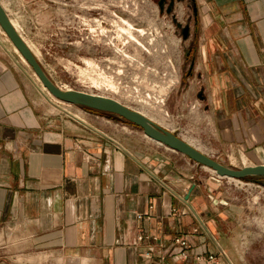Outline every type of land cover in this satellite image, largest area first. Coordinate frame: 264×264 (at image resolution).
Masks as SVG:
<instances>
[{
	"label": "crops",
	"instance_id": "obj_1",
	"mask_svg": "<svg viewBox=\"0 0 264 264\" xmlns=\"http://www.w3.org/2000/svg\"><path fill=\"white\" fill-rule=\"evenodd\" d=\"M195 5L189 77L205 124L220 151L264 164V0ZM0 42V264L5 253L17 264H214L196 260L209 255L259 264L264 210L256 201L254 210L221 181L211 187L200 165L135 125L52 109L30 69ZM181 237L192 246L186 261L173 255Z\"/></svg>",
	"mask_w": 264,
	"mask_h": 264
},
{
	"label": "rangeland",
	"instance_id": "obj_2",
	"mask_svg": "<svg viewBox=\"0 0 264 264\" xmlns=\"http://www.w3.org/2000/svg\"><path fill=\"white\" fill-rule=\"evenodd\" d=\"M159 1L6 0L4 4L21 36L60 87L114 98L142 110L154 116L157 124L188 142L194 141L207 155L227 166L239 169L257 165L251 154L237 149L220 151L214 130L208 122L205 124V103L188 72L190 61L186 52L192 40L185 41L182 37V27L194 25L192 0H175L172 12L167 11L170 0L164 9ZM124 21L131 23L132 28ZM0 35L19 57V64L29 68L36 81L33 69L20 58L1 26ZM36 84L40 88L37 81ZM45 93L44 99L51 100L52 109L63 110ZM57 105L66 107L68 112L72 107L77 114L88 110ZM101 115L130 124L111 114ZM200 167L201 179L210 180L211 187L221 181L241 202L253 205L255 210L256 201L264 210V180L220 178L210 169ZM263 225L264 212L260 217V226ZM254 246L259 248V264H264V235ZM4 256L7 257L4 264H17L11 254Z\"/></svg>",
	"mask_w": 264,
	"mask_h": 264
},
{
	"label": "water",
	"instance_id": "obj_3",
	"mask_svg": "<svg viewBox=\"0 0 264 264\" xmlns=\"http://www.w3.org/2000/svg\"><path fill=\"white\" fill-rule=\"evenodd\" d=\"M0 26L5 31L13 45L26 59L35 74L39 77L44 87L48 89L54 98L68 105H75L93 111L117 116L128 123L141 128L145 135L150 139L187 156L198 165L212 170L220 178L234 180L264 179V164L244 166L239 169L227 166L223 162L203 153L185 139L181 138L178 134L167 130L143 113L119 102L114 98L82 91H75L72 89H63L57 85L47 74L33 50L16 29L1 3ZM181 26L182 25L179 24V27ZM190 31L191 27L189 25L182 27V37L185 41L189 39ZM193 189L194 188L190 191L187 199L190 198Z\"/></svg>",
	"mask_w": 264,
	"mask_h": 264
},
{
	"label": "built area",
	"instance_id": "obj_4",
	"mask_svg": "<svg viewBox=\"0 0 264 264\" xmlns=\"http://www.w3.org/2000/svg\"><path fill=\"white\" fill-rule=\"evenodd\" d=\"M144 240V236H139V241H143ZM174 244L176 245L177 249L179 250L178 253L175 252V249H174V256L178 257L179 259L181 260H188L192 254V246L190 245L189 241L186 239V238H177L175 239L174 241ZM144 256L147 257V258H151L152 257V251L151 250H147L145 253H144ZM209 260V261H212L214 264H222L220 262V260L218 259L217 256L215 255H209L208 258H204V257H201V256H197L196 257V260L198 262H202L204 260Z\"/></svg>",
	"mask_w": 264,
	"mask_h": 264
},
{
	"label": "flooded vegetation",
	"instance_id": "obj_5",
	"mask_svg": "<svg viewBox=\"0 0 264 264\" xmlns=\"http://www.w3.org/2000/svg\"><path fill=\"white\" fill-rule=\"evenodd\" d=\"M180 2H182L183 0H179ZM193 2V22H194V26H195V32L194 34L192 33V29L190 31V37L188 40H192V43L190 45V47L187 49L186 52V59L187 61H190V69L188 70L189 75H192L193 73V65L195 64V55H196V50H197V44H196V38H197V7L195 5V0H192ZM160 6L162 9H164L165 5L167 4V0H160L159 1ZM175 0H170V5L168 6L167 11L172 12L173 11V6H174ZM189 25V24H188ZM191 28L192 26L189 25ZM186 40V41H188Z\"/></svg>",
	"mask_w": 264,
	"mask_h": 264
},
{
	"label": "bare ground",
	"instance_id": "obj_6",
	"mask_svg": "<svg viewBox=\"0 0 264 264\" xmlns=\"http://www.w3.org/2000/svg\"><path fill=\"white\" fill-rule=\"evenodd\" d=\"M125 23H126V25H129L128 27L129 28H132V26H131V23H129V22H126V21H124ZM15 24V23H14ZM15 27H16V29H17V25L15 24ZM123 30V29H122ZM133 30V29H132ZM132 30H131V32H132ZM4 31V30H3ZM124 31H126V30H124ZM127 31H129V30H127ZM126 31V32H127ZM140 32H141V30H140ZM143 32V31H142ZM4 33H5V31H4ZM128 33V32H127ZM6 34V33H5ZM130 34V33H129ZM133 34H131V36H132ZM8 37V36H7ZM9 38V37H8ZM132 38H133V36H132ZM136 38V37H135ZM134 39V38H133ZM10 40V39H9ZM135 40H137V39H135ZM1 44H2V42H0ZM4 43V42H3ZM139 43V42H138ZM28 44V43H27ZM140 44V43H139ZM3 45V44H2ZM14 46V45H13ZM15 47V46H14ZM29 47L31 48V46L29 45ZM32 49V48H31ZM33 50V49H32ZM9 51V50H8ZM11 51V50H10ZM9 51V52H10ZM15 51L16 52H19V50L15 47ZM20 53V52H19ZM36 54V53H35ZM20 58L24 61V62H26L27 64H28V62L26 61V59L22 56V54L20 53ZM28 66H30L29 64H28ZM34 74H35V72H34ZM35 76H36V81H37V83L38 84H40V90L42 91V93H44V94H46L45 93V91L48 93V95H50L51 97H53L52 95H51V93L48 91V89L47 88H45L44 87V85L42 84V82H41V80L39 79V77L35 74ZM114 83V82H113ZM144 84V83H143ZM146 85V84H145ZM111 87V86H110ZM166 88V87H165ZM63 89H70V88H63ZM113 89H115L114 87H113ZM165 92H167V91H165ZM164 93V92H163ZM48 95H46L47 97H48ZM54 98V97H53ZM54 100H55V102L56 103H54V105L55 106H57V107H60V108H62V109H64L68 114L70 113V112H68L65 108H63V107H61V106H59V105H57V103H60V104H62V105H64V104H66V103H64V102H62V101H60V100H58V99H56V98H54ZM139 112H141V113H143L144 115H146L147 117H149L150 119H152L153 121H155L156 122V120L157 119H155V117L154 116H150V115H148L147 113H145V112H143L142 110L141 111H139ZM150 112V111H149ZM79 117V116H78ZM164 124V123H163ZM188 142V141H187ZM189 143L191 144V145H193L194 147H196L197 149L199 148H201L199 145H196V143H194V141H189ZM212 171V170H211ZM43 255V254H42ZM38 258V257H37ZM41 258V260H42V256L40 257ZM21 259V258H20ZM44 259V258H43ZM25 260V259H24ZM29 260L31 261V259L29 258ZM39 260V259H38ZM34 262V261H33Z\"/></svg>",
	"mask_w": 264,
	"mask_h": 264
},
{
	"label": "trees",
	"instance_id": "obj_7",
	"mask_svg": "<svg viewBox=\"0 0 264 264\" xmlns=\"http://www.w3.org/2000/svg\"><path fill=\"white\" fill-rule=\"evenodd\" d=\"M88 110H90V109H88ZM95 112H97V111H95ZM99 113H102V112H99ZM245 180H251V181H255V182H263L264 179H245Z\"/></svg>",
	"mask_w": 264,
	"mask_h": 264
}]
</instances>
